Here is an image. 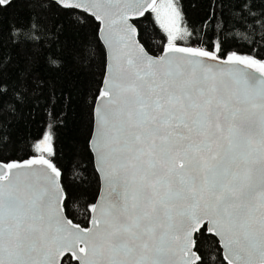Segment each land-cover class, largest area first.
I'll list each match as a JSON object with an SVG mask.
<instances>
[{
	"label": "snow or ice",
	"instance_id": "6c2138e0",
	"mask_svg": "<svg viewBox=\"0 0 264 264\" xmlns=\"http://www.w3.org/2000/svg\"><path fill=\"white\" fill-rule=\"evenodd\" d=\"M215 2L198 28L180 0H47L99 22L105 78L92 147L103 196L88 206L89 228L64 214L50 133L27 160H0V264H62L66 252L78 264H204L194 234L205 231L226 264H264V59L255 48L264 35L249 40L251 54L226 49L227 36L242 35L231 32L237 23L251 18L264 31V10L238 0L225 19ZM149 16L165 34L158 55L134 39ZM213 21L215 38L202 34ZM46 33L30 18L8 40L39 47ZM22 87L19 76L0 80V107L15 105ZM10 127L0 128L5 145Z\"/></svg>",
	"mask_w": 264,
	"mask_h": 264
},
{
	"label": "trees",
	"instance_id": "16d2710c",
	"mask_svg": "<svg viewBox=\"0 0 264 264\" xmlns=\"http://www.w3.org/2000/svg\"><path fill=\"white\" fill-rule=\"evenodd\" d=\"M212 3L213 0H180L188 24L198 28L208 18ZM237 3L238 0H216L217 17L223 13L227 19L232 5ZM251 3L257 14L264 10V0H251ZM30 18L33 22L38 18L47 30L44 43L39 47L26 48L23 44L13 47L8 40L10 27L25 24ZM216 23L204 27L202 34H212L215 38ZM98 26L90 15L79 11L69 14L55 5L48 7L47 0H12L10 6L0 8V68L3 69L0 80L14 82L19 76L24 85L23 97L15 105L6 103L0 107V128L11 125L7 129L10 139L6 145L0 134V160L19 161L36 155L34 144L49 132L55 153L51 159L61 171V185L67 195L65 215L81 227L88 224V206L93 204L99 189L88 146L93 104L105 65L104 48L97 37ZM136 26L138 41L151 54L158 55L166 44L162 30L152 23L151 16L140 18ZM231 32L242 35L227 36L226 49L240 54H251L253 46L249 40L264 35L251 18L243 26L237 23ZM255 48L258 58L264 59V47L256 44ZM49 57L56 63H49ZM194 239V250L203 257L204 264H226L213 235L205 231L194 234ZM62 264L77 263L66 255Z\"/></svg>",
	"mask_w": 264,
	"mask_h": 264
},
{
	"label": "water",
	"instance_id": "95a60500",
	"mask_svg": "<svg viewBox=\"0 0 264 264\" xmlns=\"http://www.w3.org/2000/svg\"><path fill=\"white\" fill-rule=\"evenodd\" d=\"M94 19V18H93ZM96 22H98V21H96ZM98 24H99V22H98ZM101 39L102 38H99V41H100V43L102 44V42H101ZM134 39H137V36L136 37H134ZM138 40V39H137ZM140 43V42H139ZM140 45L141 46H143L141 43H140ZM102 46H103V44H102ZM165 46V45H164ZM163 46V47H164ZM103 48H104V46H103ZM162 50H163V48H162ZM161 50V51H162ZM153 55V54H152ZM258 75V74H257ZM104 78H105V65H104V71H103V76H102V79H101V84H100V88H99V93H100V90H101V88H102V85H103V82H104ZM99 93L97 94V96H96V98H95V101H94V104H93V110H92V113H93V122H92V129H91V134H90V137H89V140H88V146H89V150H90V152H91V155H92V160H93V167H94V170H95V172H96V174H97V176H98V180H99V189H98V193H97V195H96V197H95V200H94V202H93V204H95V203H97L98 202V200L103 196V181H102V176L99 174V172H98V170H97V168H98V166H97V163H96V159H95V149H94V147H92V143H94V141H95V137H94V134H93V132H94V109L96 108V107H98L99 106V101H98V99H97V97L99 96ZM30 156H33V155H30ZM30 156H28L27 158H25V159H23V160H27ZM23 160H19V161H23ZM13 161H16V160H13ZM65 214V213H64ZM90 215L91 214H89V220H88V224H87V226L86 227H84V228H89V227H91V224H90ZM207 233V232H206ZM209 234V233H208ZM212 235V234H211ZM214 236V235H213ZM215 237V236H214ZM216 238V240L218 241V244H219V247H220V243H219V240H218V238L217 237H215ZM66 255H70V257L73 259V260H75V262L78 264V261L72 256V254H71V252H66L65 254H64V256H66ZM221 257H222V259H223V256H222V254H221ZM63 258V257H62ZM62 258L61 257H58V260H62ZM224 261V260H223ZM225 263H226V261H224Z\"/></svg>",
	"mask_w": 264,
	"mask_h": 264
},
{
	"label": "rangeland",
	"instance_id": "374dc122",
	"mask_svg": "<svg viewBox=\"0 0 264 264\" xmlns=\"http://www.w3.org/2000/svg\"><path fill=\"white\" fill-rule=\"evenodd\" d=\"M45 133H49V132H45ZM44 133V134H45ZM43 137V136H42ZM40 142H42V138L39 140V141H37L36 143H40Z\"/></svg>",
	"mask_w": 264,
	"mask_h": 264
}]
</instances>
